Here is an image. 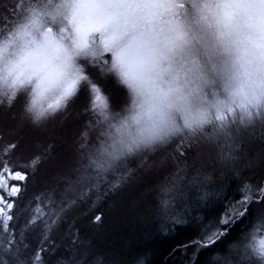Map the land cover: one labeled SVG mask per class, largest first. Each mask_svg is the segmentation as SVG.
I'll list each match as a JSON object with an SVG mask.
<instances>
[{
  "label": "rangeland",
  "instance_id": "1",
  "mask_svg": "<svg viewBox=\"0 0 264 264\" xmlns=\"http://www.w3.org/2000/svg\"><path fill=\"white\" fill-rule=\"evenodd\" d=\"M44 3L45 0H0V35L10 31L27 9L40 8ZM106 60L100 57L83 63L89 81L106 98L109 114L119 117L126 111L130 98L128 94L123 96L122 91L119 92L121 85L114 75L106 76L110 73ZM105 77H109V81H103ZM81 87L83 95L74 93L54 115L40 123H34L24 111L28 89H22L11 104L0 97L3 100L0 103V137L3 142L18 145L15 163L27 167L31 173L28 190L30 196L39 197L34 206L39 208L38 214L43 215L42 225L54 227L56 224L61 238L69 239L68 244L74 242L75 257L73 249L70 254L72 264L78 261L81 264H148L146 246L149 239L156 236L158 241L161 235L171 240L173 234L185 232L189 222L198 230L212 224L203 239V243L211 242L222 230L219 223L223 226L232 221L245 208L241 207L242 203L246 205V201L262 191L264 183H259L257 176L261 172L259 164L264 162V121L257 114L255 121L246 128H235L233 133L240 130L239 135H228V131L219 132L213 128L199 141L184 136L154 151L127 158L110 171L98 187L87 192L85 185L78 182V177L89 166V152L98 151L107 141L103 134L107 122L94 108L97 93L88 83ZM109 88L113 92L108 97L105 92ZM112 99H115L118 109ZM71 106H74V112H68L66 118H77L83 122H73L66 127L67 122L50 123L65 113L62 110ZM55 129L67 132L63 135L64 140L65 137L66 140L72 138L64 149L51 151L45 149L44 139H50L49 132ZM28 132L31 134L28 141L32 145L27 151L23 140L28 139ZM82 144L85 147L81 148ZM2 146L0 143V148ZM228 182L237 183L235 190L229 192L235 196L231 205L228 203L227 211L221 214L222 218L216 224L208 218L204 222L226 193ZM108 189L115 191L109 201L105 196ZM99 214L102 215L101 220L96 222L95 217ZM72 222L78 224L73 230L69 227ZM96 225L99 230L95 229ZM177 226L181 231L176 232ZM254 234L264 236V214L232 248V253L226 259L217 260L216 264H264V257L249 247ZM170 244L171 241L166 242V245Z\"/></svg>",
  "mask_w": 264,
  "mask_h": 264
},
{
  "label": "clouds",
  "instance_id": "2",
  "mask_svg": "<svg viewBox=\"0 0 264 264\" xmlns=\"http://www.w3.org/2000/svg\"><path fill=\"white\" fill-rule=\"evenodd\" d=\"M74 2L45 0L40 8L27 9L10 31L0 35V73L15 65L17 71L37 69L41 76L57 73L56 56L63 51L57 53L46 44L44 34L51 28L55 41L72 52L69 19ZM181 3L183 7L178 6ZM98 8L102 30L89 36L87 48L74 62L88 77L83 62H91L93 52L103 53L110 74L127 90L130 103L124 114H109L106 121V130L114 126L110 129L114 139H119L116 129L126 124L131 136L147 138L141 148L158 149L184 136L199 141L213 128L234 132L243 126L241 117L247 112L264 111V33L239 17L226 26L215 0L173 4L100 0ZM106 45L110 51H104ZM116 54L123 56V68L113 67ZM34 85L35 80L27 88L24 111L40 123L56 111L41 115L40 105L33 107ZM21 90L13 95L0 82V97L9 104ZM54 98L48 93L41 100L43 108Z\"/></svg>",
  "mask_w": 264,
  "mask_h": 264
},
{
  "label": "snow or ice",
  "instance_id": "3",
  "mask_svg": "<svg viewBox=\"0 0 264 264\" xmlns=\"http://www.w3.org/2000/svg\"><path fill=\"white\" fill-rule=\"evenodd\" d=\"M99 2L100 0H75L72 15L69 19L74 36L71 53L60 41H55L51 28H48L44 34L46 44L53 45L57 53L63 51L62 56L59 54L56 56V59L60 62L57 73L41 76L37 69L30 72L25 70L17 71L19 66L15 65L9 68L6 73H0V82L8 85L13 90V95H15L19 89L33 87V81L35 80L33 91L36 94L33 99V107L35 108L39 104L42 109L41 115H43L49 110L55 112L62 106L64 101L78 91L82 81H86L92 91L97 93L94 108L98 109L103 120L107 121L109 119V112L107 111L109 106L106 98L100 94V90L89 81V78L83 74V70L78 68L74 62V57L80 55L87 48L89 36L93 32L102 30L103 24L101 23L100 9L98 8ZM120 2L137 3L140 0H120ZM150 2L173 4L176 0H150ZM215 2L220 7V19L226 26H230L239 17L248 26L264 33V0H215ZM178 6L183 7V4L181 3ZM104 51H110V48L106 45ZM92 55L94 59H98L103 56V53L93 52ZM105 63H108V61L106 60ZM123 65V56L116 54L113 67L120 66L123 68ZM37 89L39 91H36ZM48 93L55 94V98L48 103L45 109L41 100L45 99ZM257 114L264 121V111L257 109L255 115L252 112H247L246 116L241 117L243 127L246 128L253 123ZM111 127L114 126H110L103 134L107 137V140L112 142L108 143L106 141L98 151L89 152V166L78 177V182L85 185L87 192H91L93 188L98 187L102 181L106 180L107 174L115 170L117 165L125 162L127 158L157 149L155 146L141 148V143H146L147 138L143 137V134L137 137L131 136L127 131L126 124L116 129L119 139H114L110 130ZM227 134L239 135L241 133L240 130H237L236 133L228 131ZM126 136L127 140L125 139ZM0 143L3 144L2 148H0V229L8 233V243L4 248V252L10 257L8 260L0 257V261H2V264H28V260L25 258L21 248L19 246L13 248L11 245L14 240L16 225L23 218L24 213H29L25 221V229L28 225L39 221L40 218L36 215L39 212V208L34 206V201L39 200V197H33L29 194L27 181L31 173H29L27 167H20L15 163L14 158L18 145L12 142H3L2 137H0ZM80 147L83 148L85 145L82 144ZM181 157H183V152H181ZM129 172H131V169ZM113 187H116V185L114 184ZM261 195L264 196V190L261 191ZM241 207H245V204L242 203ZM100 220L101 216L95 217L96 222ZM227 222L225 221V223ZM24 247L27 248L28 245ZM249 247L257 255L264 257V236L257 237L254 234ZM40 251L46 254L43 264H53L51 257L55 254V242H53L51 250L41 247ZM86 255L87 252L85 253ZM39 258L38 255L33 257V259ZM54 264H65V262L56 260ZM77 264H81V262L78 261Z\"/></svg>",
  "mask_w": 264,
  "mask_h": 264
},
{
  "label": "trees",
  "instance_id": "4",
  "mask_svg": "<svg viewBox=\"0 0 264 264\" xmlns=\"http://www.w3.org/2000/svg\"><path fill=\"white\" fill-rule=\"evenodd\" d=\"M105 73H107V70L105 71ZM110 75H111L110 73L106 74V76H109V77ZM101 77H103V75H101ZM109 77L102 78V80L109 81ZM120 89L121 90H119V92L122 91L120 93L123 96H126V94H128L127 90L124 88L123 85L120 86ZM83 90L84 89L81 86H79L76 96H78V94L83 95L84 94L82 93ZM112 92L113 91L109 88L108 92H105V96L107 93H108V97L111 96L110 93ZM117 96H119V93ZM114 100L113 102L115 103ZM114 103L113 105L118 109L116 103L115 104ZM73 108L74 106L67 108L68 110H66L65 108V110H62L65 113H61L60 117L50 120L51 121L50 123L54 125L57 123L62 124L63 122H67L64 125V127H66L68 126V124H71L73 122H78V121L83 122L82 120L77 119V118H74V119L66 118L67 117L66 115L68 112H74ZM107 111H109V108L107 109ZM59 130L55 129L54 131L49 132V135L51 138L49 137L50 139L48 138L44 139L46 141L44 143L45 149H50L51 151H53V149H58V148L64 149L65 148L66 143H68L72 137L68 140H66L67 137H65V140H64L63 135L66 134L67 132L62 131V130L59 131ZM27 135H28V139H24L23 141H25L26 147L25 146L24 147L25 149L27 148V151H28V148H30L32 144L29 143L28 141L30 138L29 136L31 135L30 132H28ZM22 150L23 149H21V151ZM259 167L261 169L260 170L261 172H260V175L257 177L259 178V183L262 182L263 184L264 183V162H261L259 164ZM236 185L237 183L235 184L234 183L231 184V182L227 183L228 189L226 193L222 197H220V200L218 201V206L213 212L207 215L204 222H206L208 218L209 220L213 219V224H216L222 218V217L220 218L221 214L223 215L227 211L228 203L231 205L232 199L235 197V196L229 195V192L230 191L233 192V190H235L234 187H236ZM262 190H264V186ZM114 192L115 191H110L108 189V192L105 195L106 198L109 197L107 199L108 201L112 200L111 196H113L112 193ZM114 204L118 206L116 202ZM261 214H264V196H262L260 192L257 196H254L252 199H249L248 201H246V205L243 211L237 214L232 221H230L229 223L223 226H221V223H219L220 228H222V230L220 231V234L217 237H215V239H213L211 242L203 243L204 242L203 239L205 236V232H208V229L212 224L205 226V227L203 225L204 228L201 230H198L195 227H193V223L191 222H189V226L187 227L188 229L185 232H180L179 234H176V235L173 234L174 237L172 238L171 240L172 242L170 245H166V242L168 241L161 235H159L160 240L158 241L156 239V236L152 237V239H149L150 243L148 242L146 246L147 247L146 251H148V256H149L146 258V261L149 262L148 264H216L217 260L226 259V256H229L230 253H232L231 252L232 248L238 245L243 239L244 235L253 228L255 223L260 218ZM116 215L114 217H116ZM113 221H110V222L113 223ZM175 230L176 232L179 230L181 231V228H178L177 226ZM148 237H150V235ZM152 242L154 243V245H152L153 244ZM138 248L140 251H142V248L140 247ZM146 251L144 250V253ZM184 253L186 254V257L183 256ZM123 262H125V260Z\"/></svg>",
  "mask_w": 264,
  "mask_h": 264
},
{
  "label": "flooded vegetation",
  "instance_id": "5",
  "mask_svg": "<svg viewBox=\"0 0 264 264\" xmlns=\"http://www.w3.org/2000/svg\"><path fill=\"white\" fill-rule=\"evenodd\" d=\"M30 178L31 177H29V179ZM28 215L29 213H24L23 218L16 225L15 236L11 246L13 248H15L16 246H19L21 248V250L25 254V258L28 260V264H43L46 254L40 251L41 247L48 248L49 250H51V246L53 242H55V254L51 257V261L53 262V264L56 260H62L65 262V264H72L73 262L70 254L73 249L72 254L75 257L74 242L71 241V244H68L69 239L68 240L62 239L60 235V229L56 224L54 225V227L43 226L42 221L44 220L42 218L43 216L42 213L41 214L37 213V216L40 218L38 222L28 225V227L25 229V221ZM98 216H102V215L99 214ZM75 223L76 222H72L71 226H69L71 227V230L77 228L76 225L78 224ZM95 229L99 230V226L96 225ZM7 237H8V233L0 229V257L3 256L5 260L10 259V257L7 256L4 252V248L8 243ZM25 245H28V247L25 248L24 247ZM37 255L40 258L33 259V257ZM65 255H67L66 258L64 257ZM0 263H2V261H0Z\"/></svg>",
  "mask_w": 264,
  "mask_h": 264
},
{
  "label": "bare ground",
  "instance_id": "6",
  "mask_svg": "<svg viewBox=\"0 0 264 264\" xmlns=\"http://www.w3.org/2000/svg\"><path fill=\"white\" fill-rule=\"evenodd\" d=\"M171 240H172V239H171ZM171 240H168V239H167V241H171ZM171 242H172V241H171Z\"/></svg>",
  "mask_w": 264,
  "mask_h": 264
}]
</instances>
